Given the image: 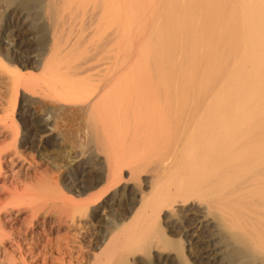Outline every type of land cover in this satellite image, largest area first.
Masks as SVG:
<instances>
[{"label":"bare ground","instance_id":"6f19581e","mask_svg":"<svg viewBox=\"0 0 264 264\" xmlns=\"http://www.w3.org/2000/svg\"><path fill=\"white\" fill-rule=\"evenodd\" d=\"M168 1L178 5L160 3L156 28L146 24L147 40L153 30L156 38L149 66L126 68L123 0H0L1 70L14 95H35L22 101L13 141L71 158L60 180L69 195L39 193L25 206L17 198V210L7 208L14 194L0 203L14 216L10 231L0 222V246L17 240L0 264H264V0ZM190 11L193 23L179 20ZM190 71L214 84L192 86ZM14 162L0 155V174ZM127 167L136 184L118 190ZM105 208L112 218L96 234ZM39 213L49 220L41 234ZM85 216L89 240L58 235L42 249Z\"/></svg>","mask_w":264,"mask_h":264},{"label":"rangeland","instance_id":"374dc122","mask_svg":"<svg viewBox=\"0 0 264 264\" xmlns=\"http://www.w3.org/2000/svg\"><path fill=\"white\" fill-rule=\"evenodd\" d=\"M123 1H124V4L122 5L123 6V11H122V31H123L122 32L123 33L122 34V36H123L122 41L123 42H122V45L124 47L122 46V51H121V58L122 59L120 62V66H124L126 68H132L134 66H135L134 68H136V66L137 67L138 66H149L147 64L148 58L146 57L149 55L145 54L148 52V48H149V42H147V41L149 40L151 44L152 43L155 44L156 38L154 39L155 40V42H154L153 38L155 37V35H153L154 34V30H153V32H152L153 34L150 33V35L153 36V37H151V40H153V41H151L150 39L147 40V35H145L146 34L145 31H147V30H145V29L151 30V28L155 27V26L152 27L151 25L152 24L154 25V23L152 22L150 24V22L155 20V24H156L157 19H156L155 15L157 13V9H159V6L161 5L160 3L165 2V4H166V2H168V4H169L172 1L164 0L163 2H161L160 0H157V2L160 1L158 5L156 4L157 6H155L156 1H154V0L153 1L152 0H129V1L123 0ZM173 2L170 4L171 5L174 4L173 6L178 5V4H175V3H177L176 1H173ZM179 2H181V0L178 1V3ZM182 2L180 4H184ZM152 4H153V7H152ZM168 4H167V6H168ZM173 6L172 7L170 6L171 8H169V6H168L167 8L168 9H172V8L175 9V7H173ZM164 7H166V6H163V8ZM153 9H154V11H153ZM160 9H161V6H160ZM230 9H231V7H230ZM159 10H158V12H159ZM152 12L153 13L156 12V13L153 14ZM183 12H186V9L184 10V8H183ZM228 12H229V14H228ZM228 12H227V14L230 15L231 14L230 10ZM188 13H190V14H188ZM182 14H183V16L181 15L180 19L179 18L178 19L185 23L187 20V17H188L187 23H185V24L190 23L189 21H191V19L194 16L191 11L186 13L188 16L187 15L184 16L185 13H182ZM227 14H226V18L229 17ZM160 15H161V12H160L159 16ZM189 15H192V16H189ZM157 18H159V17H157ZM162 18L163 17L159 18V22H161L160 20H162ZM195 18L196 17H194L193 19H195ZM136 19L138 22H136ZM229 19L231 20L232 18H229ZM229 19H226V21L227 20L229 21ZM163 21L165 22L164 19H163ZM181 21H178V22L181 23ZM194 22L197 24L196 21H194ZM191 23H193V22L191 21ZM195 23L191 24V25L192 26L195 25L197 27L198 24L196 25ZM146 24H147V26L149 24V26L151 28L150 29L147 28ZM162 24H163V22L158 24L157 26L161 27ZM109 32H111V29L108 31V33ZM148 37L150 38V36H148ZM146 44H148V46H146ZM146 47H148V48H146ZM150 48L152 49L151 45H150ZM150 48H149V50H150ZM146 49H147V51H146ZM111 55L112 54H109V56H111ZM143 60L146 62H144ZM107 66H113V65H111V63H108ZM183 68H184L183 70L186 71V66H183ZM1 69L2 68L0 67V155L7 156V159H10V160L15 158V162L11 166L10 165L8 166L7 163H6V165H3V168H2L3 171L0 174V203L1 202L3 203L5 201V204H6L7 202H9V199L11 200L12 197L14 198V195H15V198L11 200L13 203H14V201H16L17 198H20L19 200H22V203H23V201L28 202V200L31 199L32 197H35V195L38 194V196H39V193H40V195L41 194H46V195L47 194H49V195L65 194L66 195L67 192L63 189V186L61 185L60 180L63 176L67 175L68 166H69V165H67V163L70 161L71 158L68 159L69 158L68 155H61L59 151L49 150L50 151L49 152L48 150H46V151H43L44 153L43 152L41 153V152H38L37 150L36 151L20 150L21 148L19 147V144L17 145L16 143H14V141H15L14 137H16V140H17V135H18V137L21 136V130L22 129H21V125L18 122V119H19V112L21 109L22 101H27L30 98H35L34 97L35 95L33 93L27 91L26 89L24 90L22 87L18 88L17 96L14 95L16 93L14 92V94H13V90L15 87H13V85L11 84V82H12L11 76H10L11 73L10 72L5 73L6 71H2L3 69L2 70ZM23 71H24V74H27V72H29V73L34 72L35 74L33 73L32 75H36L37 70H35V69L32 70L30 68H27V69H23ZM187 71H186V73H187ZM193 71H194V69H193ZM192 72L189 74L191 79H193L192 78L193 76H195V75L197 76V73H198L195 71L196 74H195V72H193V75H191ZM186 76H188V74ZM194 78L196 79L197 77H194ZM188 80H190V79H188ZM199 80H200L199 82L198 81L196 82V80L194 81V79H193V82H196V83H193L192 81H188V82L193 83L192 86H195V87H196L197 83L199 85V83L202 81H203L202 85H205V86H206V84H208V85L214 84V82L211 83V81H210V83L209 82L204 83V78L202 81H201V79H199ZM11 85L13 88L11 87ZM22 94H23V96H22ZM24 94L27 95V97ZM28 94H31L32 97L30 95L28 96ZM13 96L14 97L16 96L17 99L13 98ZM24 96H25V98H24ZM26 98H28V99H26ZM10 100H12V101H10ZM9 104H11L12 106ZM10 110H11V112H10ZM12 110H13V112H12ZM67 110H69V111H67ZM70 110H71L70 107H68V108H66L65 111L68 113V112H71ZM65 113H64V117H65L64 120L66 121L67 119L70 118V114H72V113H68V114L67 113L65 114ZM12 116H14V119L12 118ZM14 120H15V123L12 125V122ZM73 122L71 125L72 126L74 125V126H73V128L71 126V129L75 130V132H78L76 129H74V128H76V125H75L76 121H75V123H73ZM15 125H16L17 130L15 128ZM14 130L19 132L20 134H18ZM13 132H14V134L17 133V135L13 136L14 135ZM125 139L127 140V138H125ZM126 140H124V141L120 140L118 145L122 146L123 142H126ZM15 142H17V141H15ZM14 144L17 147L14 146ZM18 150L24 151V152H22L23 153L22 157H17V155L14 154ZM125 150H127V149H125ZM125 150L123 151V149H122L123 153L128 154L127 153L128 151H125ZM122 151L119 150V152H120L119 154H121ZM100 155H102V158L107 156L106 152H104V153L101 152ZM5 159L6 158H4V160ZM5 171H8V172L6 174H3ZM121 177H122V181L117 186L118 190H120L119 187L121 185L124 186L126 184V186H128V185L133 186V184H136L135 180H131L129 178L130 177V169L128 167L124 168V171L122 172ZM128 178H129V180H128ZM29 188H30V190H28ZM53 190H55L54 193H53ZM118 192H122V190L118 191ZM109 193H106V195H105L106 199L104 198L105 200L110 198L111 195ZM67 195H69V194H67ZM121 197L123 198L124 195H122L120 193L119 199H121ZM29 202H30V200H29ZM13 203H11L10 206L8 205L7 208L14 207L17 210V208L19 207L18 204H20V202L18 204H17V201L14 204ZM23 204L25 206L26 203L24 202ZM29 206L30 205H27L28 208H29ZM8 211L9 210H5V209H2L0 211V215H1L0 222H2V223L5 222L4 223L5 228L8 231H10V229H11V223L10 222L14 216L11 214V212H10L11 210L9 211V213H8ZM109 211H111V209H109V208H105V210L101 209V212L98 214V216L95 219L96 223L94 220V224L96 226H93V231H96L97 232L96 234L100 233L102 230H105L107 220L110 219V217L112 218L113 212H109ZM23 213L24 214L22 215V219L28 216L27 214H29V209L24 210ZM16 214H17V211H16ZM37 215H38L37 217L33 218V220L36 221V226L34 229H35V232H37L38 234H41V233H44L43 232L44 228H47V226L49 227V220L46 219V217L48 215L46 214L47 215L46 216L45 213L42 215H41V213H39ZM86 217L87 216L80 218V220H77L76 223L74 224V228H70L67 230L68 227L67 228L64 227L67 225V223H66V224H63L64 225L63 229H60V231L52 233L50 235H47L44 239V242H43L44 244L42 243V249H43L44 245L46 246L48 241H49V243L54 242V240L57 241L59 238L58 235H60V238H63V236L64 237L66 236V237L70 238L69 240H71L74 235H75L74 238L75 237L79 238L82 236V232H85L84 233L85 236L88 234V237H86L85 240H89L90 239V237H89V234H90L89 228L90 227H89V224H87V221H91V220H89V217L88 218H86ZM8 220H10V222ZM82 225H83V227H82ZM27 226H28V224H27ZM29 226L31 227L32 225L29 224ZM37 226H38V229L36 228ZM80 229H82V230H80ZM80 231H81V233H80ZM66 233L68 234V236ZM32 236H33V233L31 234V236L28 237V240H26L24 242V243L28 244L26 246L27 248L33 247V242L30 241ZM48 236H50L51 238ZM76 238L74 239L76 241L74 244H73L74 240L73 239H72L73 241L71 240L72 245H75V244L78 245L79 244L78 241L80 239H76ZM48 239H51V240H48ZM16 242H17V240H10L8 238L5 239V241H4V244H6L5 247L2 246L4 244H1V246H0V248H1V250H0V253H1L0 254V261L5 260V257L2 256V254H4V251H11L14 248V244ZM45 242H47V243H45ZM40 250H41V248H40ZM68 260L64 261V264H71V263L77 264V262L74 260H69V261ZM16 262H17V264H24L21 261H16ZM51 263L52 262L50 261V262H47L46 264H51ZM25 264H45V262L43 260H41V261L26 260Z\"/></svg>","mask_w":264,"mask_h":264}]
</instances>
